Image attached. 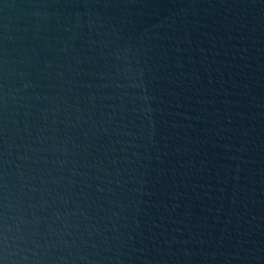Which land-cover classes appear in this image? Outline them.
<instances>
[{
    "label": "water",
    "instance_id": "obj_1",
    "mask_svg": "<svg viewBox=\"0 0 264 264\" xmlns=\"http://www.w3.org/2000/svg\"><path fill=\"white\" fill-rule=\"evenodd\" d=\"M0 264H264V0H0Z\"/></svg>",
    "mask_w": 264,
    "mask_h": 264
}]
</instances>
